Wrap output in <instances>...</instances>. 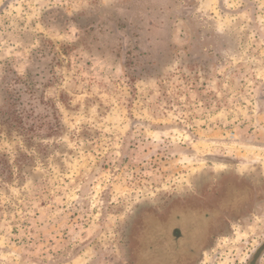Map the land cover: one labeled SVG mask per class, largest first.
Wrapping results in <instances>:
<instances>
[{"label":"rangeland","instance_id":"obj_1","mask_svg":"<svg viewBox=\"0 0 264 264\" xmlns=\"http://www.w3.org/2000/svg\"><path fill=\"white\" fill-rule=\"evenodd\" d=\"M225 175L264 189V0H0V264H134ZM262 201L188 264H264Z\"/></svg>","mask_w":264,"mask_h":264},{"label":"flooded vegetation","instance_id":"obj_2","mask_svg":"<svg viewBox=\"0 0 264 264\" xmlns=\"http://www.w3.org/2000/svg\"><path fill=\"white\" fill-rule=\"evenodd\" d=\"M217 182L216 189L198 194L192 192L166 204L163 209L159 208L158 212L152 208H140L129 232L128 252L133 263L139 264L150 254L154 248L153 241L169 237L171 248H167L170 250L168 255H176V264H188L187 257L196 253L195 249L205 246L214 237H222L230 221L243 216L245 209L250 206L253 209L264 200V189L247 186L235 177L225 175ZM196 227L199 232L189 235L188 231ZM177 240L185 241L181 252L177 251L174 242Z\"/></svg>","mask_w":264,"mask_h":264}]
</instances>
